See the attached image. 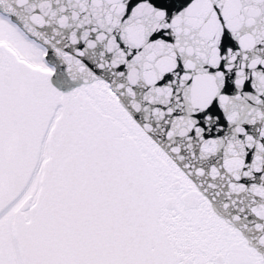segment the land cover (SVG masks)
<instances>
[{
    "label": "water",
    "instance_id": "obj_1",
    "mask_svg": "<svg viewBox=\"0 0 264 264\" xmlns=\"http://www.w3.org/2000/svg\"><path fill=\"white\" fill-rule=\"evenodd\" d=\"M0 16L50 68L0 42L19 264H264V0H0Z\"/></svg>",
    "mask_w": 264,
    "mask_h": 264
},
{
    "label": "rangeland",
    "instance_id": "obj_2",
    "mask_svg": "<svg viewBox=\"0 0 264 264\" xmlns=\"http://www.w3.org/2000/svg\"><path fill=\"white\" fill-rule=\"evenodd\" d=\"M6 41L34 66L48 69L43 58L45 50L30 42L15 26L0 16V42Z\"/></svg>",
    "mask_w": 264,
    "mask_h": 264
},
{
    "label": "bare ground",
    "instance_id": "obj_3",
    "mask_svg": "<svg viewBox=\"0 0 264 264\" xmlns=\"http://www.w3.org/2000/svg\"><path fill=\"white\" fill-rule=\"evenodd\" d=\"M4 43H6L10 48H12L15 52H17L20 57H22V55L17 51V49L14 48L10 43H8L7 41ZM38 47L44 50L42 46L39 45ZM39 179H40V175L37 173L35 179L31 184L32 189H34L35 184ZM32 191L33 190H29V192L31 193ZM24 200L25 198H22L18 203L13 205L0 217V264H19L16 250L11 237V226L14 216L17 210L20 208V204Z\"/></svg>",
    "mask_w": 264,
    "mask_h": 264
}]
</instances>
